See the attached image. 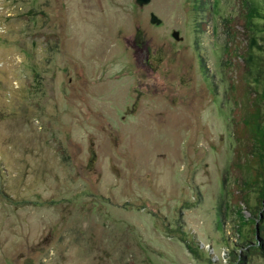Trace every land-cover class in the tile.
Wrapping results in <instances>:
<instances>
[{
	"label": "rangeland",
	"instance_id": "rangeland-1",
	"mask_svg": "<svg viewBox=\"0 0 264 264\" xmlns=\"http://www.w3.org/2000/svg\"><path fill=\"white\" fill-rule=\"evenodd\" d=\"M136 2L0 0V264H264V0Z\"/></svg>",
	"mask_w": 264,
	"mask_h": 264
},
{
	"label": "water",
	"instance_id": "water-1",
	"mask_svg": "<svg viewBox=\"0 0 264 264\" xmlns=\"http://www.w3.org/2000/svg\"><path fill=\"white\" fill-rule=\"evenodd\" d=\"M136 1H137L136 3L143 4V3H147L149 0H136ZM152 21H158V20L155 17H152ZM173 35L177 38L176 31L173 33Z\"/></svg>",
	"mask_w": 264,
	"mask_h": 264
}]
</instances>
